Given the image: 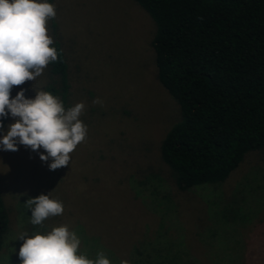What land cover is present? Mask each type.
I'll return each instance as SVG.
<instances>
[{
	"label": "rangeland",
	"instance_id": "obj_1",
	"mask_svg": "<svg viewBox=\"0 0 264 264\" xmlns=\"http://www.w3.org/2000/svg\"><path fill=\"white\" fill-rule=\"evenodd\" d=\"M52 5L68 67V108L85 105L79 119L87 132L69 164L54 171L51 160L41 161L47 155L42 148L33 152L18 144L13 152L0 146V190L10 211L0 264H21V233L62 225L80 239L78 255L95 260L103 251L110 264H264V153H248L209 193V203L166 182L154 184L157 195L176 203L159 208L150 195L154 185L137 188L135 180L147 171L166 177L158 147L179 112L155 79L151 20L131 0ZM46 28L48 35L47 21ZM44 83L45 68L34 81L13 86L10 99L21 90L34 99ZM14 122L9 115L0 138ZM49 193L64 211L34 226L24 204ZM227 203L239 219L217 217Z\"/></svg>",
	"mask_w": 264,
	"mask_h": 264
},
{
	"label": "trees",
	"instance_id": "obj_2",
	"mask_svg": "<svg viewBox=\"0 0 264 264\" xmlns=\"http://www.w3.org/2000/svg\"><path fill=\"white\" fill-rule=\"evenodd\" d=\"M131 1L153 24L155 79L179 112L158 147L166 177L161 180L147 171L135 180L136 186L163 181L209 203V193L248 153H264V0ZM47 24L57 59L45 67L43 91L58 97L67 110V61L56 22L48 18ZM6 120L0 118V123ZM152 189L159 208L175 207L170 195H157V185ZM232 205L222 204L215 214L233 222L239 212ZM9 215L0 190V250Z\"/></svg>",
	"mask_w": 264,
	"mask_h": 264
},
{
	"label": "clouds",
	"instance_id": "obj_3",
	"mask_svg": "<svg viewBox=\"0 0 264 264\" xmlns=\"http://www.w3.org/2000/svg\"><path fill=\"white\" fill-rule=\"evenodd\" d=\"M55 15L54 6L47 0H0V118L10 115L15 120L0 138V146L13 152L18 151V144L33 152L42 148L47 155L41 154L40 159L52 161L48 164L50 171L67 166L69 154L84 140L87 127L79 116L85 105L78 103L65 110L58 97L43 90H38L34 99L26 98L23 90L11 99L10 93L13 86L34 81L50 62L56 61L57 52L50 47L53 41L46 28L48 18ZM51 193L30 198L24 204L31 211L32 225H42L48 217L63 213L62 202L50 198ZM17 240L23 241L21 264H110L103 251L95 260L78 255L81 241L66 225L44 233L24 232Z\"/></svg>",
	"mask_w": 264,
	"mask_h": 264
}]
</instances>
